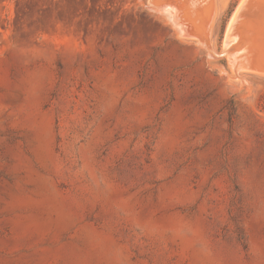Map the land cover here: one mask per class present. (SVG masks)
<instances>
[{
    "label": "rangeland",
    "instance_id": "374dc122",
    "mask_svg": "<svg viewBox=\"0 0 264 264\" xmlns=\"http://www.w3.org/2000/svg\"><path fill=\"white\" fill-rule=\"evenodd\" d=\"M198 1L0 0V264H264V26Z\"/></svg>",
    "mask_w": 264,
    "mask_h": 264
},
{
    "label": "bare ground",
    "instance_id": "6f19581e",
    "mask_svg": "<svg viewBox=\"0 0 264 264\" xmlns=\"http://www.w3.org/2000/svg\"><path fill=\"white\" fill-rule=\"evenodd\" d=\"M189 2H194L192 5L193 12L192 13H197L199 12L198 6H202L205 3L200 2L198 0H189ZM202 3V4H201ZM196 8V10H194ZM163 14L169 18L172 23L179 28L181 32H183V27L178 24V19H179V11L175 7H163L162 8ZM247 15H251L252 17H255L257 19H260V21H253L249 20L247 18ZM198 21V20H197ZM264 26V0H241L240 4L235 10V13L233 14L232 18L230 19V23L228 25L227 29V35L225 37L226 39V44L230 42L233 36H236L235 41L238 43L242 38L239 37L241 35L240 30H245L248 32H257L258 35L259 32L257 31L258 27ZM240 34V35H239ZM264 35V34H263ZM238 37L241 38L238 41ZM234 38V37H233ZM232 41V40H231ZM250 46H246L243 49H240L239 53H236L231 59L230 63L231 65H235L238 69L248 71V72H253V70L250 69L251 62H253V52H254V45H253V40L251 39L250 41ZM233 45L235 44L234 41H232ZM239 45V43L237 44ZM236 46V45H235ZM233 46L231 48L234 49L236 48Z\"/></svg>",
    "mask_w": 264,
    "mask_h": 264
}]
</instances>
